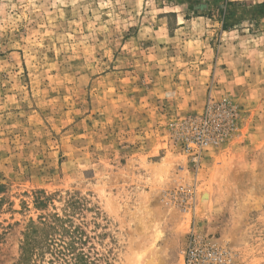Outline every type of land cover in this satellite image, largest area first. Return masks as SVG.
Masks as SVG:
<instances>
[{"label":"rangeland","instance_id":"obj_1","mask_svg":"<svg viewBox=\"0 0 264 264\" xmlns=\"http://www.w3.org/2000/svg\"><path fill=\"white\" fill-rule=\"evenodd\" d=\"M28 234L29 264H264V0H0V264Z\"/></svg>","mask_w":264,"mask_h":264},{"label":"built area","instance_id":"obj_2","mask_svg":"<svg viewBox=\"0 0 264 264\" xmlns=\"http://www.w3.org/2000/svg\"><path fill=\"white\" fill-rule=\"evenodd\" d=\"M184 252L183 264H225L223 255L203 244L201 240L191 238Z\"/></svg>","mask_w":264,"mask_h":264},{"label":"trees","instance_id":"obj_3","mask_svg":"<svg viewBox=\"0 0 264 264\" xmlns=\"http://www.w3.org/2000/svg\"><path fill=\"white\" fill-rule=\"evenodd\" d=\"M36 238L31 237V234H28L24 240V246L21 253L20 261L17 264H29L32 254L33 248L36 245ZM20 262V263H19ZM49 264H53V261H50Z\"/></svg>","mask_w":264,"mask_h":264}]
</instances>
